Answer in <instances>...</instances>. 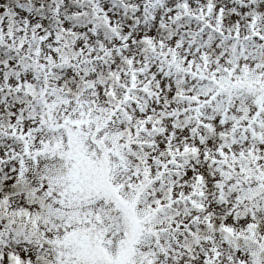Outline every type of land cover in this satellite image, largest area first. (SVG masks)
<instances>
[{
  "label": "snow or ice",
  "instance_id": "snow-or-ice-1",
  "mask_svg": "<svg viewBox=\"0 0 264 264\" xmlns=\"http://www.w3.org/2000/svg\"><path fill=\"white\" fill-rule=\"evenodd\" d=\"M0 264H264V0H0Z\"/></svg>",
  "mask_w": 264,
  "mask_h": 264
}]
</instances>
